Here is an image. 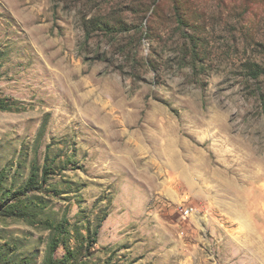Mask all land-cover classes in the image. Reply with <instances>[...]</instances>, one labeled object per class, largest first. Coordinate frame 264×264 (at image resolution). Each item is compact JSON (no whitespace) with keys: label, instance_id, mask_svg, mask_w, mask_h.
Returning <instances> with one entry per match:
<instances>
[{"label":"rangeland","instance_id":"374dc122","mask_svg":"<svg viewBox=\"0 0 264 264\" xmlns=\"http://www.w3.org/2000/svg\"><path fill=\"white\" fill-rule=\"evenodd\" d=\"M177 1L0 0V264H264V0Z\"/></svg>","mask_w":264,"mask_h":264},{"label":"trees","instance_id":"16d2710c","mask_svg":"<svg viewBox=\"0 0 264 264\" xmlns=\"http://www.w3.org/2000/svg\"><path fill=\"white\" fill-rule=\"evenodd\" d=\"M177 0H172L173 2V16H174V19L177 23V25L179 27H181L183 30V34L185 37L189 38V40L191 41V43H193V47H195V44H194V34L190 33V32H186V29H188L190 26L186 23V20L188 18L187 14L186 13H189L190 10L189 8L188 9H184L182 7H180L178 5V1L176 2ZM175 3V5H174ZM186 27V28H185ZM197 66L199 67V69L195 66V70L198 71V70H203L204 67L202 64H197ZM259 67V65L257 64H254V67H250V71L252 73V75L254 76H258L260 73H263L264 74V66L263 67H260V70H256L255 68ZM33 178H29L28 179V184H29V187L32 185L31 183L33 182ZM50 264H58V263H55L54 261H51Z\"/></svg>","mask_w":264,"mask_h":264},{"label":"built area","instance_id":"2783aa9c","mask_svg":"<svg viewBox=\"0 0 264 264\" xmlns=\"http://www.w3.org/2000/svg\"><path fill=\"white\" fill-rule=\"evenodd\" d=\"M186 212H188V210H186Z\"/></svg>","mask_w":264,"mask_h":264}]
</instances>
